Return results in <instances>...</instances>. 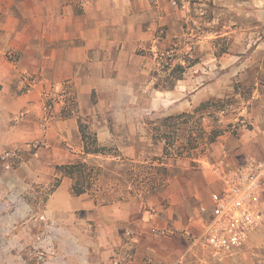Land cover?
I'll list each match as a JSON object with an SVG mask.
<instances>
[{"label": "rangeland", "instance_id": "rangeland-1", "mask_svg": "<svg viewBox=\"0 0 264 264\" xmlns=\"http://www.w3.org/2000/svg\"><path fill=\"white\" fill-rule=\"evenodd\" d=\"M138 1L139 33L132 36L139 46L132 51L144 56L133 64L147 69V82L132 90L131 103H125L124 91L116 90L112 97V90H93L90 102L100 100L101 105L84 116L78 113L71 84L48 86L39 94L20 74L13 77L10 90L0 85V103L29 92L33 97L28 112L17 100L11 112L0 109V264H42L59 242L65 252L75 248V234L68 227L86 226L87 214L77 212V222H72L51 214L47 205L57 180L64 179L60 164L81 159L101 168L91 177L87 198L133 199L142 210L172 206L184 220L204 205L208 162L224 154L236 157L237 151L244 157L264 154V1ZM168 56L197 63L186 69L174 89L154 88L157 81L167 85ZM3 57L12 59L7 53ZM1 69L6 70L5 65ZM211 99L222 102L223 110L213 106L202 116L173 120L172 126L162 122L168 115L192 113ZM77 117L94 132L107 128V138L115 140L107 146L110 154L88 157L78 152L80 134L78 129L71 133L69 121ZM215 130L223 132L210 143ZM260 199L264 212V194ZM96 205L102 206V200ZM197 249V264H264L259 243L220 258L202 250L201 244Z\"/></svg>", "mask_w": 264, "mask_h": 264}, {"label": "crops", "instance_id": "crops-1", "mask_svg": "<svg viewBox=\"0 0 264 264\" xmlns=\"http://www.w3.org/2000/svg\"><path fill=\"white\" fill-rule=\"evenodd\" d=\"M139 5L138 0H0V85L3 90L8 87L10 90L13 77L20 74H23L22 82L36 87L39 94L48 86L59 89L64 84H71L77 93L78 113L84 116L101 105L100 100L95 104L90 102L93 90L97 93L112 90V97L116 90L124 91L127 93L125 103H131L134 101L130 97L132 90L147 82V69L133 64L144 56L132 51L139 46L137 37L132 36L134 31L139 33ZM6 53L11 60L3 57ZM1 64L6 70L1 69ZM13 100L10 96L0 103V109L11 112L14 102L17 106L16 100L27 112L33 108L31 92L20 95L12 103ZM115 102L112 100V105ZM69 121L73 125L71 133L77 129L79 132L78 120L69 118ZM96 131L99 145L115 142L113 137L107 138L110 137L107 128ZM57 133L63 138L66 136ZM24 134L29 135L28 132ZM81 142L76 143L78 152L88 157L94 155L84 154ZM242 153L237 151L236 157L227 156L232 164H236L248 158ZM261 153L256 151L249 157L259 158ZM69 163L73 162L63 164ZM209 163L205 165L208 189L203 194L206 208L211 207V191L220 187L217 176L208 168ZM62 177L64 179L59 178V184L47 198L49 211L77 222L76 213L84 210L86 226L74 224L68 227L75 234L71 237L75 244L73 251H63L59 242L42 264H147L149 260L154 264H197L200 260L198 244H193L184 233V230L192 234L200 231L196 219L198 206L184 220L183 217L179 219L172 206L167 210L156 208V214L151 215L146 207L142 210L133 199L125 201L121 198L112 202L98 195L91 199L87 198V192L76 196L72 193L73 179ZM263 194L264 188L261 196ZM100 199L103 205L97 206L96 201ZM154 228H172L175 234L157 236L153 233ZM127 230L131 231L130 236L126 235ZM253 243H259L260 250H264V221L242 248ZM202 250L208 252L203 246Z\"/></svg>", "mask_w": 264, "mask_h": 264}, {"label": "built area", "instance_id": "built-area-1", "mask_svg": "<svg viewBox=\"0 0 264 264\" xmlns=\"http://www.w3.org/2000/svg\"><path fill=\"white\" fill-rule=\"evenodd\" d=\"M220 187L211 191V207L201 204L196 219L200 231L184 233L193 244H201L214 257L229 256L242 248L251 236L262 226L264 213L261 209V191L264 188V154L262 157L245 158L244 161L232 164L227 154L208 164ZM151 215L156 214L149 208ZM157 236H172V228H154ZM130 236L131 231L127 230ZM116 264H120L117 262ZM147 264H154L149 260Z\"/></svg>", "mask_w": 264, "mask_h": 264}, {"label": "trees", "instance_id": "trees-1", "mask_svg": "<svg viewBox=\"0 0 264 264\" xmlns=\"http://www.w3.org/2000/svg\"><path fill=\"white\" fill-rule=\"evenodd\" d=\"M158 55L160 59L164 58V51L159 52ZM166 59H169L168 62L166 61V63L164 64L165 69L167 70L164 80L166 81L167 85L163 87L160 81H157L155 82L153 87L157 89L160 88L172 90L174 89L176 83L183 78L186 69L197 63V60H191L188 57L186 58V60H182L178 58L176 59L174 57L170 58L169 56ZM213 106H215V110L217 111L223 110L224 107L223 103L219 100L211 99L200 103L197 107L194 108L192 113L182 112L176 115H168L162 119V122H164L165 125L172 126L173 124H176V122H172L173 120L175 121L176 119H179L181 117L192 116L194 114H199L200 116H202L203 114L208 112L209 108ZM78 125L81 140L83 141L84 154H110L109 151L111 150V148L99 145L96 132L92 131L89 128L88 124L83 122L80 117L78 118ZM222 132L223 130H215L214 132H212V134L209 135V142H214L216 138L219 137L220 134H222ZM168 145L170 144H165V151L167 150ZM58 169H61V171L63 172V176H67L73 179V183L71 186L72 193L76 196L87 192V190L92 187L91 177L98 175L101 171V168L99 166H93L81 159L76 160L73 163L59 165ZM58 184L59 180H57V183L54 187H56Z\"/></svg>", "mask_w": 264, "mask_h": 264}]
</instances>
